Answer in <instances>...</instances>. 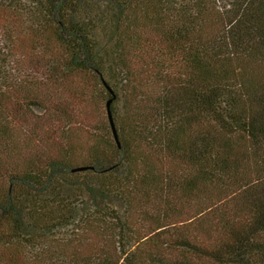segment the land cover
<instances>
[{
    "label": "trees",
    "instance_id": "1",
    "mask_svg": "<svg viewBox=\"0 0 264 264\" xmlns=\"http://www.w3.org/2000/svg\"><path fill=\"white\" fill-rule=\"evenodd\" d=\"M0 264H264V0H0Z\"/></svg>",
    "mask_w": 264,
    "mask_h": 264
},
{
    "label": "water",
    "instance_id": "2",
    "mask_svg": "<svg viewBox=\"0 0 264 264\" xmlns=\"http://www.w3.org/2000/svg\"><path fill=\"white\" fill-rule=\"evenodd\" d=\"M109 91H110L111 94H113L110 89H109ZM113 99H114V96H112V98L107 101V103H106V112H107V117H108V121H109L110 126H111V130H112V134H113L114 140L116 141L117 145L120 146L119 145V141H118V135H117L116 129L114 127V123H113V119H112V115H111V110H110V105H111Z\"/></svg>",
    "mask_w": 264,
    "mask_h": 264
},
{
    "label": "rangeland",
    "instance_id": "3",
    "mask_svg": "<svg viewBox=\"0 0 264 264\" xmlns=\"http://www.w3.org/2000/svg\"><path fill=\"white\" fill-rule=\"evenodd\" d=\"M93 117L95 118V115H93ZM72 141L74 142L76 147L83 149L85 148V144L88 140L86 134H83V132L76 131L72 135Z\"/></svg>",
    "mask_w": 264,
    "mask_h": 264
}]
</instances>
